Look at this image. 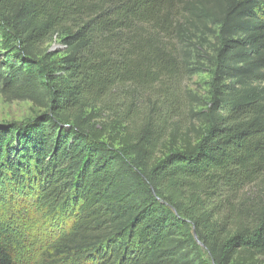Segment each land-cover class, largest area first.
<instances>
[{
  "label": "trees",
  "instance_id": "16d2710c",
  "mask_svg": "<svg viewBox=\"0 0 264 264\" xmlns=\"http://www.w3.org/2000/svg\"><path fill=\"white\" fill-rule=\"evenodd\" d=\"M187 23L216 29L214 91L197 137L156 158L152 130L96 119L126 83L175 74ZM0 41V95L38 111L0 124V264H203L200 245L258 264L264 211L241 194L264 176V0H0Z\"/></svg>",
  "mask_w": 264,
  "mask_h": 264
},
{
  "label": "rangeland",
  "instance_id": "374dc122",
  "mask_svg": "<svg viewBox=\"0 0 264 264\" xmlns=\"http://www.w3.org/2000/svg\"><path fill=\"white\" fill-rule=\"evenodd\" d=\"M173 44L176 50L175 74L152 76L149 72L135 82L126 83L112 93L103 106H99L100 117L96 119V122L110 125L117 122L118 132L122 135L129 133L134 139L144 128L152 130L154 139L159 140L156 158L165 154L170 134L197 137L203 127L202 114L214 91L211 57L216 47V29L197 31L187 23L184 35ZM48 46L55 54L59 53L57 39ZM14 53L13 50H4L0 41L1 65ZM37 112L28 102L10 103L0 95V124L25 122ZM241 195L250 200L256 197L251 201L256 200L257 220L264 211V176L256 186L246 188ZM41 232L35 226L29 228L28 239L38 238ZM200 246V261L209 264V258ZM256 261L264 264V255L256 257Z\"/></svg>",
  "mask_w": 264,
  "mask_h": 264
},
{
  "label": "water",
  "instance_id": "95a60500",
  "mask_svg": "<svg viewBox=\"0 0 264 264\" xmlns=\"http://www.w3.org/2000/svg\"><path fill=\"white\" fill-rule=\"evenodd\" d=\"M195 240L197 241L196 237H195Z\"/></svg>",
  "mask_w": 264,
  "mask_h": 264
}]
</instances>
